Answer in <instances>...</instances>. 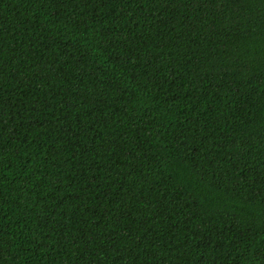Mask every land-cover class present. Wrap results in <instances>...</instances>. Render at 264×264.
Masks as SVG:
<instances>
[{"label": "trees", "instance_id": "1", "mask_svg": "<svg viewBox=\"0 0 264 264\" xmlns=\"http://www.w3.org/2000/svg\"><path fill=\"white\" fill-rule=\"evenodd\" d=\"M0 264H264V0H0Z\"/></svg>", "mask_w": 264, "mask_h": 264}]
</instances>
